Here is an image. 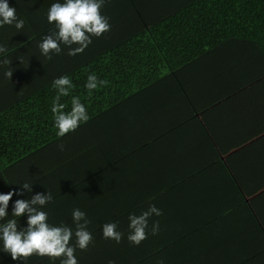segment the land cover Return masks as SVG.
Here are the masks:
<instances>
[{
    "label": "trees",
    "instance_id": "1",
    "mask_svg": "<svg viewBox=\"0 0 264 264\" xmlns=\"http://www.w3.org/2000/svg\"><path fill=\"white\" fill-rule=\"evenodd\" d=\"M55 2L64 0H8L38 42L53 27L47 23V11ZM101 14L110 18L111 29L93 37L83 53L69 56L62 45L59 55L0 86V172L61 138L51 112L57 94L51 84L67 75L74 88L60 103L68 111L71 97L80 98L90 116L80 126L87 128L92 140L29 182L31 192L24 190L15 197L29 199L51 191L53 202L43 208L48 223L64 224L73 231V209L86 213L93 241L87 250L76 249L78 264H158L161 260L163 264H242L221 256L234 245L230 229L222 230L227 214L213 212L210 200L204 203L208 190H224L221 184L227 182L207 180L200 184L211 183L203 192H166L163 165L156 166L151 159L149 144L171 141L173 135L168 139L167 129L147 118L146 108L157 84L176 79L182 66L225 47H239L241 61L248 60V52L258 67H264V0H105ZM88 74L109 83L89 94ZM150 205L162 215L149 217L147 239L134 246L127 239L128 217L140 215ZM157 221L159 232L152 235ZM112 222L123 234L119 243L102 238V225ZM5 260L0 264H60L59 259L36 255L26 262L10 255Z\"/></svg>",
    "mask_w": 264,
    "mask_h": 264
},
{
    "label": "crops",
    "instance_id": "2",
    "mask_svg": "<svg viewBox=\"0 0 264 264\" xmlns=\"http://www.w3.org/2000/svg\"><path fill=\"white\" fill-rule=\"evenodd\" d=\"M18 18L24 21L21 31L17 32L14 26L0 27V44L8 48L6 55L13 69L12 78L7 79L3 75L5 69L0 68V86L48 60L40 55L38 40L24 18ZM240 50L237 46H228L188 63L181 67L176 79H165L153 88L148 97L147 118L155 125H163L168 139L171 134L173 137L171 141L150 143V157L156 166L163 165L166 192H203L211 183L200 184L207 180L218 178L217 183L227 182L221 184L224 190H208V197L198 196L204 198V203L210 200V209L219 216L227 214L222 230L230 229L227 234L234 245L221 256L229 255L242 264H264V67H258L257 59L251 58L248 52L245 53L248 60L241 61ZM27 61L31 64L26 65ZM185 91L190 92V98ZM87 142L82 141V145ZM47 146L4 168L0 172V193L10 191L5 179H11V167L15 169L20 163L30 161ZM78 151L66 150L53 159L35 158L41 169L31 180ZM10 187L19 188L13 181ZM15 200L13 195L8 207L9 218ZM18 225L27 226L26 214L18 218ZM9 255L0 251V261H6Z\"/></svg>",
    "mask_w": 264,
    "mask_h": 264
},
{
    "label": "clouds",
    "instance_id": "3",
    "mask_svg": "<svg viewBox=\"0 0 264 264\" xmlns=\"http://www.w3.org/2000/svg\"><path fill=\"white\" fill-rule=\"evenodd\" d=\"M105 0H64L63 3H52L47 11V23L53 25L48 34L38 42L40 55L51 60L53 55L62 52V45L68 49L67 55L76 56L92 43L93 37H100L110 31L109 17L101 14ZM14 26L17 32L24 28V21L19 19L16 8L11 7L8 0H0V27ZM8 48L0 44V68H4L3 75L12 78L13 69L10 67L11 59L7 57ZM19 59V58H18ZM22 63V61L20 60ZM107 80L99 79L95 74H88L85 88L91 94L99 87L107 86ZM51 87L56 90L52 101L54 127L57 137H63L69 132H74L81 123H86L90 116L86 106L78 96L71 97V108L65 111L66 105L60 103L62 97L70 95L74 88L71 78L67 75L54 78ZM61 151L64 145H58ZM32 191V184L24 182L21 188L7 193H0V251L10 254L13 260L26 262L33 255L40 258L47 257L51 260H60V264H78L75 256L76 249L87 250L93 241V236L87 230L90 221L86 213L79 208L72 211V222L75 231L67 225L59 226L48 223V213L44 206L53 202L51 191L36 193L29 199L14 201L11 218H9V202L14 194L22 195L23 191ZM27 214V226L19 227L18 218ZM153 214L162 215V211L155 205H150L140 215L130 214L128 241L139 246L148 237V219ZM102 238L114 240L119 243L123 234L117 230V224L104 223L102 225ZM152 235L159 232V222H154L151 229ZM73 236L75 239L73 240ZM109 264H114L110 261ZM158 264H163L159 261Z\"/></svg>",
    "mask_w": 264,
    "mask_h": 264
},
{
    "label": "rangeland",
    "instance_id": "4",
    "mask_svg": "<svg viewBox=\"0 0 264 264\" xmlns=\"http://www.w3.org/2000/svg\"><path fill=\"white\" fill-rule=\"evenodd\" d=\"M29 64H31V62L27 61L26 65H29ZM89 139H91V137L87 131V128L84 125L78 127L74 132H69L65 136L59 138L54 143L49 144L40 155L37 154L36 156H33L32 158H30V161L28 160V161L20 163L16 167L17 170H15L16 168L13 169L14 167H11L9 171V176L11 179H9L10 182L9 180H7L8 178L5 179L6 183L8 182L9 185L11 186V181H13L15 186L21 188L22 183L24 182L29 183L34 173L41 169L38 163V160H36L35 158L39 157V159H41V157H45V158L50 157L53 159L54 157H58L60 154H62L66 150L68 151L80 150V147H81L80 144L82 145V141H88ZM60 144L64 145L63 151H61L60 148L58 147V145ZM10 186H9V189L7 190L13 191V190L19 189V188L13 189Z\"/></svg>",
    "mask_w": 264,
    "mask_h": 264
}]
</instances>
